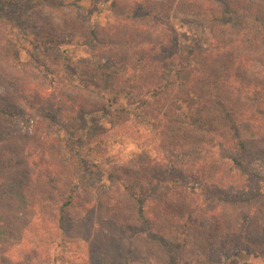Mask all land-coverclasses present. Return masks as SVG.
<instances>
[{
    "label": "rangeland",
    "instance_id": "rangeland-1",
    "mask_svg": "<svg viewBox=\"0 0 264 264\" xmlns=\"http://www.w3.org/2000/svg\"><path fill=\"white\" fill-rule=\"evenodd\" d=\"M73 1L0 0V107L18 116L0 118V130L10 134L7 144L18 161L13 175L21 176L29 194L25 201L17 197L0 204V264H173L172 258L174 264H264V156L252 154L246 159L249 176L224 173L225 192L218 195L236 202L222 201L212 188L203 193L190 183L185 185L187 192L182 191L183 198L167 202L185 210L206 200L210 203L203 215L165 218L159 203H148V209L160 217H136L135 204L116 177L137 180L144 189H136L133 183L128 188L144 194L153 175L169 181L172 168L156 159L157 134L143 126L112 129L100 111L107 102L95 92L106 93L95 87V73L96 68L108 64L111 54L110 45L95 42V27L111 22L113 0ZM169 14L164 19L181 46L207 43L205 22ZM258 70L263 77L264 69ZM34 102H43L47 112L56 116L55 122L39 105L31 109L29 103ZM78 104L84 105L83 111ZM35 118L44 120L61 144L45 143L48 127L37 124ZM98 130L103 131L100 136L104 141L97 142ZM43 146H52L55 157L60 155L52 159ZM36 155L42 158L39 164ZM149 158L151 174L146 175L142 168ZM48 160L57 164L63 175L72 170L74 174L68 182H73L69 185L75 198L66 210L64 231L40 199L48 191L42 174L55 171L47 167ZM208 208L212 211L206 214ZM148 230L173 243L161 246L149 241ZM194 237L196 241H192ZM38 238L47 241L37 245ZM210 243L212 252L204 250ZM115 252L133 258L121 259Z\"/></svg>",
    "mask_w": 264,
    "mask_h": 264
},
{
    "label": "trees",
    "instance_id": "trees-1",
    "mask_svg": "<svg viewBox=\"0 0 264 264\" xmlns=\"http://www.w3.org/2000/svg\"><path fill=\"white\" fill-rule=\"evenodd\" d=\"M112 10L111 22L95 27V42L110 45L111 54L108 64L96 68L95 73V87L106 93L95 92L107 102L100 111L112 129L128 125L135 130L137 126H143L157 134L156 159L172 168L169 181L153 175L144 194L128 188L133 183L136 189H144L137 180L118 178L122 175L116 179L121 181L128 199L134 202L137 218L160 217L148 209V203H159L165 218H192L194 213L203 215V209L210 203L206 200L192 203L185 210L172 207L173 202L167 200L183 198L182 191L187 192L185 185L190 183L195 187L198 185L203 193L212 188L217 195L223 194L222 189L227 183L225 172H242L249 176L246 159L252 154L264 156V76L258 70L264 69V0H113ZM169 13L194 16L205 22L209 29L207 43L201 47L181 46L175 30L164 19ZM145 20L149 22H143ZM101 33H104L105 42ZM29 105L31 109L39 105L40 109L46 110L47 118L55 122L56 116L47 112L43 102ZM83 107L77 106L80 112ZM17 117L0 107V118L13 120ZM35 119L37 124L49 129L45 130V143L60 142L44 120ZM99 131L95 135L103 134ZM9 136L0 132L1 205L6 199L18 197L25 201L29 197L21 176L13 175L18 161L12 155V146L7 144ZM104 140L100 136L97 142ZM43 147L50 151L52 159L60 155L55 157L57 152L52 146ZM35 157L39 164L42 158ZM46 163L55 171L42 174L48 191L40 199L56 226L64 231L66 210L75 198L68 182L74 178L73 170L63 175L57 164L50 160ZM151 165L149 158L142 168L146 175L151 174ZM161 182L166 183L159 185ZM169 182L172 184H167ZM236 182H231V189ZM151 183L156 185L151 186ZM193 196L197 197L195 192ZM221 200L236 202L226 197ZM210 211L212 209L208 208L206 214ZM145 235L149 241L161 246L173 243L155 231L148 230ZM46 241L47 238H38L36 243ZM204 250L212 252V244ZM114 254L121 259L133 258L118 252ZM172 262L174 264L173 258Z\"/></svg>",
    "mask_w": 264,
    "mask_h": 264
}]
</instances>
